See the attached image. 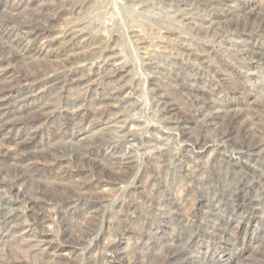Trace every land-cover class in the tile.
<instances>
[{
  "label": "rangeland",
  "instance_id": "1",
  "mask_svg": "<svg viewBox=\"0 0 264 264\" xmlns=\"http://www.w3.org/2000/svg\"><path fill=\"white\" fill-rule=\"evenodd\" d=\"M258 1L227 33L205 21L230 20L226 0H0V264H264V152L252 168L215 154L264 140V55L236 42ZM159 95L179 125L203 98L234 111L191 158Z\"/></svg>",
  "mask_w": 264,
  "mask_h": 264
},
{
  "label": "bare ground",
  "instance_id": "2",
  "mask_svg": "<svg viewBox=\"0 0 264 264\" xmlns=\"http://www.w3.org/2000/svg\"><path fill=\"white\" fill-rule=\"evenodd\" d=\"M62 1L64 2L65 0H62ZM242 2L245 3L244 6L247 7V9L242 10L243 7L241 6V10H238L237 5L242 3ZM260 3H262V2H260L258 0H226V6L229 8L228 12L232 13L230 16L232 18L230 20L229 19L224 20L225 18L220 19V20H214L212 18L206 17L205 21H207L209 23L210 27L211 26L212 27H220V26L224 25L227 33L228 32L234 33L237 29L236 27H233V28L226 27V25L230 23L229 21H231V22L232 21H238L240 19L244 20L248 16L247 13H252L253 9L255 10ZM54 6H56V5H54ZM174 6L176 8H178L177 10H179L183 15L190 17L191 15L194 14L193 11L191 10L192 7H190L189 4L183 3L181 5L176 4ZM174 6H173V8H174ZM222 20H223V22H222ZM250 25L251 26H249L247 31H245V29H243L241 31V32L244 31L243 33L245 35V36H243L242 40L241 39L236 40V42L239 43L242 47V48H240L239 51H240V53H243V54L261 55L262 56V55H264V53H260V52L255 51L251 47L246 46L243 42L249 40L248 33L249 34H256L257 33V34L264 35V16L259 19V22L257 24L251 23ZM26 32H27L26 34H28L30 36H31V34H36V36H37L41 33V32H39V30L35 31V29H26ZM117 71L121 72L122 70H121V68H118ZM191 87H193V85ZM195 88L197 89L196 91H198V89L201 91L205 90L203 88L200 89V87H197V86H195ZM123 98L126 99L123 101V103L126 104V106H127V104L131 101V97L129 95H128V97H127V95H125V96H123ZM210 99H212V98H210ZM0 101H2V100H0ZM203 101H205L210 107H207V108H204L201 110V113L199 114V119L196 120L190 116L189 119L186 118L187 119L186 123L179 125L178 122L182 120L183 116L178 115V109H177L176 105L174 103H172L170 100L165 99L163 95H159V98L157 99V103H158L160 110H162L163 112H165L167 114L165 117V120H170L168 122L172 121V123H174L176 125V128H178V130L180 129L182 134L185 135L184 141L187 144L189 143V145L191 146L188 148V150L190 151V154H191V158L193 157V155L194 156L195 155H201V153H203V151H205L209 147V143H207L204 140L205 136H202L201 133L202 132L209 133L210 131L216 129L218 127V122L222 118H224V116L228 112L234 111L233 109L232 110L227 109V108H225V106L218 105L217 100L216 101L215 100L210 101L208 99L203 98ZM120 115H122V114H119V116H117L115 118H106L103 122L104 126H102L101 129H103V130H106V129L107 130H110V129L118 130V129L122 128V126L120 124V122H121ZM248 118H251V117H248ZM197 122L199 123V128H196ZM196 129H197V131H196ZM194 132H195V134L197 133L195 135L196 136L195 142L191 143L190 137H192L191 135ZM223 135H220L218 137L213 136V141L216 143L218 142V144L221 143V145L229 144L228 141L230 140V142H231L232 136H230V133L223 134ZM200 137L203 139H200ZM22 143L23 142H21V144ZM247 150H248L251 162L248 160L249 156H247V159L245 161H243V158L240 157V155H241L240 153L242 152V149L231 146V145L229 148H224L223 150H217L216 149L215 154L219 153V155L221 156L220 160L226 159L227 161L231 162L234 167H241L242 165H245L246 167L252 168L255 166L252 161H254V162L258 161L260 159V155H262L264 152V140H260L258 143H256L252 147L250 146L249 149H247ZM135 152H136V147H133L130 145L121 152L122 154L120 156H123V159L128 161L133 157ZM207 159H208V157H207ZM261 172H262L261 176L264 179V169H262ZM233 193H234V195H233ZM233 193L231 194L230 198L232 201L235 202V198L239 197L241 195V191L238 189V186H236ZM220 205H221L220 200L215 201V204L213 205V207H214V209H218V208L221 209ZM194 262L195 261H193V263ZM185 264H186V262H185Z\"/></svg>",
  "mask_w": 264,
  "mask_h": 264
}]
</instances>
